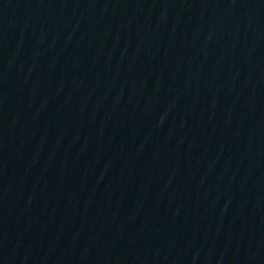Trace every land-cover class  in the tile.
I'll list each match as a JSON object with an SVG mask.
<instances>
[{"label": "water", "instance_id": "95a60500", "mask_svg": "<svg viewBox=\"0 0 264 264\" xmlns=\"http://www.w3.org/2000/svg\"><path fill=\"white\" fill-rule=\"evenodd\" d=\"M0 264H264V0H0Z\"/></svg>", "mask_w": 264, "mask_h": 264}]
</instances>
